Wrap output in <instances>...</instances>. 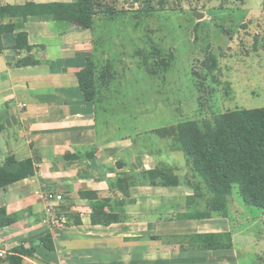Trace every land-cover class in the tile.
<instances>
[{
	"label": "crops",
	"instance_id": "0c3cea01",
	"mask_svg": "<svg viewBox=\"0 0 264 264\" xmlns=\"http://www.w3.org/2000/svg\"><path fill=\"white\" fill-rule=\"evenodd\" d=\"M76 1L0 0V7ZM96 19H0L3 27L21 24L1 37L0 167L14 156L37 169L0 189V220L14 219L0 226V264H9L7 256L20 246L32 254L25 264H264V209L260 215L245 211L232 193L226 214L204 211L211 195L188 159L179 165L170 163L177 152L160 158L137 153L131 138H109L105 124L99 129L96 103L84 99L77 80L94 54ZM18 33L27 34L32 50L14 48ZM25 59L32 63L18 64ZM160 163L178 169L179 187H133V203L106 208L120 216L118 223L92 224V208L80 192L108 197V182L118 174ZM48 193L64 200L47 201ZM218 234H230L232 245L226 240L215 248L213 240H203ZM45 236L53 250L42 242Z\"/></svg>",
	"mask_w": 264,
	"mask_h": 264
},
{
	"label": "rangeland",
	"instance_id": "374dc122",
	"mask_svg": "<svg viewBox=\"0 0 264 264\" xmlns=\"http://www.w3.org/2000/svg\"><path fill=\"white\" fill-rule=\"evenodd\" d=\"M96 1V108L109 138H131L160 158L147 145L159 141L151 131L264 108V0ZM207 48L216 70L204 66ZM176 154L170 163L185 165ZM233 197L243 210L263 212L238 187Z\"/></svg>",
	"mask_w": 264,
	"mask_h": 264
},
{
	"label": "trees",
	"instance_id": "16d2710c",
	"mask_svg": "<svg viewBox=\"0 0 264 264\" xmlns=\"http://www.w3.org/2000/svg\"><path fill=\"white\" fill-rule=\"evenodd\" d=\"M96 0H77L70 4H48L0 7V19L18 18L21 23L29 17L63 20L70 23L89 24L99 13ZM21 26V24H20ZM20 26H0V54L3 52L1 37L7 32H14ZM17 51L32 50L26 33H18L15 39ZM204 66L210 71L217 69V59L207 48ZM29 60H20L18 64H31ZM80 90L86 101L96 103L98 90L96 65L92 57L86 59L84 70L77 74ZM151 136L159 139L150 140L148 146L158 147V152H181L192 164L193 172L202 178L211 195L206 200L204 211L209 213L227 211V198L235 187L244 203L249 207L264 209V108L236 109L215 117L214 121H187L176 126L151 131ZM137 153H154L146 151L133 140ZM164 143L166 145H164ZM152 144V145H150ZM162 145V146H161ZM163 147V148H162ZM121 168L122 164H118ZM177 168L160 163L149 171L120 173L109 180L111 195L102 197L97 192H80L79 196L87 200L92 208L93 225L110 226L120 221L118 214H109L106 208L112 204L125 206L133 203L131 189L138 186L177 188L182 184ZM37 172L32 160L19 161L14 156L8 157L0 167V189L19 181L33 177ZM188 178V176L186 177ZM13 218L0 220V226H8ZM45 247L53 250L49 236L42 239ZM203 240H213L215 248L225 247L230 234L205 236ZM32 257L22 246L12 250L6 260L9 264H25V258Z\"/></svg>",
	"mask_w": 264,
	"mask_h": 264
},
{
	"label": "built area",
	"instance_id": "2783aa9c",
	"mask_svg": "<svg viewBox=\"0 0 264 264\" xmlns=\"http://www.w3.org/2000/svg\"><path fill=\"white\" fill-rule=\"evenodd\" d=\"M44 198L50 202H62L64 200L62 195H56L53 193L46 194Z\"/></svg>",
	"mask_w": 264,
	"mask_h": 264
}]
</instances>
